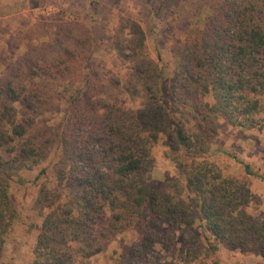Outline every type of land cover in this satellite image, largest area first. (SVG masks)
<instances>
[{"label":"trees","instance_id":"16d2710c","mask_svg":"<svg viewBox=\"0 0 264 264\" xmlns=\"http://www.w3.org/2000/svg\"><path fill=\"white\" fill-rule=\"evenodd\" d=\"M113 44L128 68L124 79L112 73L95 82L84 74L92 33L72 24L31 46L1 75L0 260L18 218L11 182L23 183L21 172L47 158L57 140L40 134L38 120L61 101L58 157L49 173L42 169L32 206L42 216L32 264L87 260L136 227L142 234L128 251L130 264H155L156 246L169 251L173 229L192 230L197 221L205 243L187 241L181 250L189 262L202 263L199 253L215 254L221 244L264 258V218L248 211L257 197L208 158L220 118L242 129L263 127L264 0H210L203 26L171 44L168 82L136 22L121 21ZM161 135L178 175L150 187L145 176Z\"/></svg>","mask_w":264,"mask_h":264},{"label":"rangeland","instance_id":"374dc122","mask_svg":"<svg viewBox=\"0 0 264 264\" xmlns=\"http://www.w3.org/2000/svg\"><path fill=\"white\" fill-rule=\"evenodd\" d=\"M210 0H0V77L7 66L16 61L31 46L48 41L62 24H72L77 31L92 33V54L84 74L95 82H106L114 73L124 79L128 68L117 57L113 36L121 21L136 22L144 32L147 49L153 58H160L165 82L172 75L170 46L176 39H184L188 29L203 26L209 12ZM126 24L125 26H127ZM125 34L130 29H124ZM212 101L211 97L207 98ZM264 102V98H263ZM64 101L50 114L38 120L40 134L52 133L56 143L50 146L47 158L32 170L21 172L24 182L15 178L10 185V196L18 210V218L7 235L0 264H32V249L42 216L33 210V201L39 184L44 180L42 169L49 173L59 152V134L65 121ZM264 119V111L260 113ZM214 161L226 176L245 180L257 200L249 204L252 215L264 218V124L261 130L242 129L218 120V132L209 139ZM154 166L146 173L150 187L177 177L175 163L170 157L168 138L161 135L152 149ZM236 157V158H233ZM252 171L245 173L241 163ZM45 213V211H44ZM202 224L197 221L192 230L173 229V244L169 251L156 246L155 264H264V258L244 252L239 247L219 246L215 254L202 263L189 262L182 248L187 241L203 242ZM164 233L167 230L163 231ZM142 230L131 228L104 243L102 252L83 260L77 255L72 264H130L128 251L139 244ZM204 235L209 236L205 231ZM192 237V238H191Z\"/></svg>","mask_w":264,"mask_h":264}]
</instances>
